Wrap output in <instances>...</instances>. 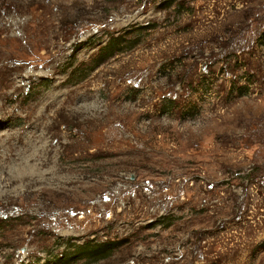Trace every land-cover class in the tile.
Returning <instances> with one entry per match:
<instances>
[{
    "label": "rangeland",
    "instance_id": "374dc122",
    "mask_svg": "<svg viewBox=\"0 0 264 264\" xmlns=\"http://www.w3.org/2000/svg\"><path fill=\"white\" fill-rule=\"evenodd\" d=\"M0 264H264V0H0Z\"/></svg>",
    "mask_w": 264,
    "mask_h": 264
}]
</instances>
